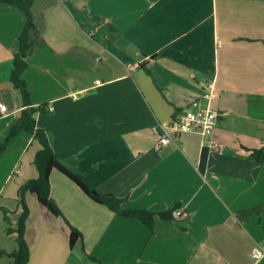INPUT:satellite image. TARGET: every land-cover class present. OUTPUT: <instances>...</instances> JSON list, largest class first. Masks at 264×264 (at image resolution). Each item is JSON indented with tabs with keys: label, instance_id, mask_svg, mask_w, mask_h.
Returning <instances> with one entry per match:
<instances>
[{
	"label": "crops",
	"instance_id": "1",
	"mask_svg": "<svg viewBox=\"0 0 264 264\" xmlns=\"http://www.w3.org/2000/svg\"><path fill=\"white\" fill-rule=\"evenodd\" d=\"M31 14L44 44L21 77L31 106L45 108L36 127L57 159L124 207L176 206L180 215L150 230L52 171L61 216L25 194L26 264H97L85 255L100 264H264L251 256L264 247V0H33ZM24 25L0 4V144L23 110L9 78ZM209 86L223 148L182 134L156 150L152 129L205 105ZM39 150L21 131L0 156V264H11L16 235L7 230L21 214L19 188L37 178ZM70 227L82 236L72 248Z\"/></svg>",
	"mask_w": 264,
	"mask_h": 264
},
{
	"label": "trees",
	"instance_id": "2",
	"mask_svg": "<svg viewBox=\"0 0 264 264\" xmlns=\"http://www.w3.org/2000/svg\"><path fill=\"white\" fill-rule=\"evenodd\" d=\"M0 4L15 8L25 19L24 29L18 39L19 49L12 60V71L10 73V83L18 93L20 103L23 107L21 116L11 125L7 136L0 144V156L6 150L10 140L19 132L24 131L33 136V139L40 145V150L35 154L33 164L37 171V178L27 181L18 190L19 204L21 214L17 220L15 229H8L7 233H15L16 249L7 256L11 264H26L29 258V249L24 239L25 223L28 216V208L24 201L26 193L36 196L38 202L54 216H61V213L54 202L50 199V182L49 177L52 171H57L84 193L90 200L98 205L105 206L112 213L125 218H134L148 227L150 230L154 227L156 219L172 220L173 207L167 211L153 212L147 209H134L124 207L126 202L124 198L114 195H100L92 190L86 181L71 173L56 157L53 152L48 132L36 127L34 115L36 112L45 111L44 106L34 108L29 101V93L25 82L22 80V73L27 68L26 57L36 46H42V42L31 14L33 0H0ZM256 159H261V151H256ZM5 210V209H4ZM3 211L4 218L7 220V212ZM82 236L78 230L70 227L69 247L72 248L77 242H81ZM3 255V252H0ZM87 260L100 264L95 258L85 255Z\"/></svg>",
	"mask_w": 264,
	"mask_h": 264
},
{
	"label": "built area",
	"instance_id": "3",
	"mask_svg": "<svg viewBox=\"0 0 264 264\" xmlns=\"http://www.w3.org/2000/svg\"><path fill=\"white\" fill-rule=\"evenodd\" d=\"M211 87L209 86V91L203 95V100L206 101L205 105H202L201 100L194 101L188 108L180 112L177 119L167 125H158L152 129L153 133L158 136L156 150L176 145L182 134H197L202 144L212 152H218L223 148L214 136L219 115L209 106V102L213 98ZM1 110H5V107L2 106ZM18 172L16 171V173ZM179 215L178 211H172V217ZM251 256L255 261L264 258V247L256 246L252 250Z\"/></svg>",
	"mask_w": 264,
	"mask_h": 264
},
{
	"label": "rangeland",
	"instance_id": "4",
	"mask_svg": "<svg viewBox=\"0 0 264 264\" xmlns=\"http://www.w3.org/2000/svg\"><path fill=\"white\" fill-rule=\"evenodd\" d=\"M86 264H90L89 262H86Z\"/></svg>",
	"mask_w": 264,
	"mask_h": 264
}]
</instances>
